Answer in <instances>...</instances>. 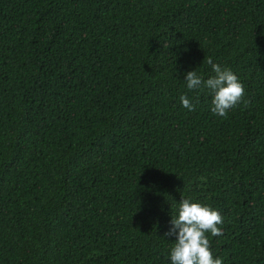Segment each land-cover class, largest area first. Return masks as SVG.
<instances>
[{
	"label": "trees",
	"instance_id": "16d2710c",
	"mask_svg": "<svg viewBox=\"0 0 264 264\" xmlns=\"http://www.w3.org/2000/svg\"><path fill=\"white\" fill-rule=\"evenodd\" d=\"M208 57L226 117L186 87ZM182 197L264 264V0H0V264H171Z\"/></svg>",
	"mask_w": 264,
	"mask_h": 264
},
{
	"label": "clouds",
	"instance_id": "9594fccd",
	"mask_svg": "<svg viewBox=\"0 0 264 264\" xmlns=\"http://www.w3.org/2000/svg\"><path fill=\"white\" fill-rule=\"evenodd\" d=\"M214 75L205 79L196 70L187 71L184 77L189 90H207L212 95L211 111L213 114L226 117L228 111L237 106L245 95V88L239 77L227 67H221L208 57ZM182 106L190 111L195 106L186 95L180 97ZM224 223L221 213L210 204L183 198L175 216L172 215L166 236L175 237L170 250L171 264H223L221 257L213 256L211 236L223 234Z\"/></svg>",
	"mask_w": 264,
	"mask_h": 264
}]
</instances>
